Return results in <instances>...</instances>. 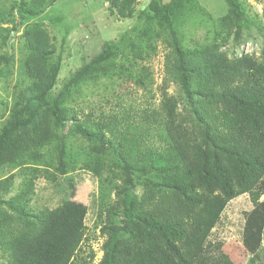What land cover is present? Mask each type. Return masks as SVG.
I'll use <instances>...</instances> for the list:
<instances>
[{
  "label": "rangeland",
  "instance_id": "rangeland-1",
  "mask_svg": "<svg viewBox=\"0 0 264 264\" xmlns=\"http://www.w3.org/2000/svg\"><path fill=\"white\" fill-rule=\"evenodd\" d=\"M33 1L0 0V136L10 130L21 141L11 147L7 138L0 148V264L8 260L6 234L41 227L69 198L87 208L74 263L104 264L116 234L120 264H131L128 252L138 256L147 240L167 246L159 225L182 220L190 228L208 218L205 205L193 207L178 188L188 180L191 193L217 208L195 264H264V243L256 254L243 244L250 192L223 201L219 186L208 189L198 177L200 167L229 166L225 122L239 112L228 95L211 94L203 68L217 54L264 62V0H235L243 19L225 0H57L20 18L19 7ZM110 44L107 58L91 64ZM45 88L67 108L62 127L49 112L28 124L18 109L23 95ZM99 125L105 144L81 132ZM176 243L188 245L185 235Z\"/></svg>",
  "mask_w": 264,
  "mask_h": 264
},
{
  "label": "trees",
  "instance_id": "trees-1",
  "mask_svg": "<svg viewBox=\"0 0 264 264\" xmlns=\"http://www.w3.org/2000/svg\"><path fill=\"white\" fill-rule=\"evenodd\" d=\"M56 1L34 0L28 7L27 4L20 6L18 9L20 18H24L25 15H38L43 11L40 7L48 8ZM225 1L232 14L241 19L245 17L235 0ZM152 10H157V6L154 5ZM160 10L166 14L168 6L162 5ZM114 45H108L91 64L107 58L114 50L116 46ZM175 48L180 54L178 62L182 74L181 84L187 97L191 98L189 69L185 66L183 51L178 45ZM203 70L209 75L211 94L228 95L240 113L238 112L236 117H228L230 122H225L227 131L224 137L226 140L224 151L230 158L229 166L217 172L207 167H200L198 177L208 189L219 186L220 198L223 201L250 192L254 206L245 213L243 244L249 252L256 254L261 252L264 243V200L261 199L264 195V62L246 56L231 62L225 55L217 54L214 58L208 59ZM221 87L223 91L218 89ZM50 89H39L22 96L23 104L18 106V109L24 113V117H28V124H31V118H37L44 112L52 115L56 125L62 127L66 124L67 108L60 103L59 98L53 95ZM171 111L172 116L174 111ZM171 120L176 132L182 133L184 130L181 123L173 118ZM79 125L78 122L74 123L76 128ZM105 128L106 126L99 125L96 131L91 132L84 126L81 132L95 138L99 144H105ZM34 134L38 133L34 131ZM24 135L27 136V134ZM7 138H11L8 146L19 147L21 141L13 139L10 130H4L0 136V148ZM26 138H30V134ZM178 188L193 207L205 205L204 212L208 218L195 225L189 224L190 228L182 220L159 225L157 231L171 237L167 246H159L157 242L149 239L144 243V248L140 249L138 256L128 252L131 264H195V259L203 251L205 239L216 218V215H213L211 219L209 216L217 214V208L213 210L211 203H205L200 196L191 193L192 187L189 180ZM122 202L131 206L133 197L126 194ZM9 205L12 209L14 208L11 202ZM86 212L85 204L69 198L59 210L43 218L41 227L33 231H24L16 237L6 234L2 241L7 246L6 264H75L73 257L82 240ZM198 213H200L199 210ZM131 215L132 212L128 214L129 219ZM8 225L12 226V222L10 221L6 227ZM182 235H185L188 243L184 249L176 243ZM111 238L112 241L107 245L104 264H120V258L115 251L118 238L116 234H113Z\"/></svg>",
  "mask_w": 264,
  "mask_h": 264
}]
</instances>
